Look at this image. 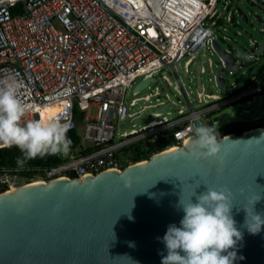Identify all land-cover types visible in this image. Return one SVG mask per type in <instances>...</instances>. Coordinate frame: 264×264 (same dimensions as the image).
Segmentation results:
<instances>
[{"label":"built area","instance_id":"obj_1","mask_svg":"<svg viewBox=\"0 0 264 264\" xmlns=\"http://www.w3.org/2000/svg\"><path fill=\"white\" fill-rule=\"evenodd\" d=\"M248 1L258 7L254 15L264 20V0ZM218 2L0 0V78L16 75L24 81L26 92L22 90L21 98L36 106L25 119L58 117L62 123L69 124L68 133L76 131L79 125L84 128L83 138L74 151L61 154L62 160L56 165L38 168L33 178L22 176L21 168L0 167V192L35 181L82 178L102 170H122L134 163L123 155L124 149L145 140L156 142L168 132L173 142L162 150L178 148L193 137L191 129L196 119L213 126L215 121L209 116L215 111L220 113L222 107L264 98V50L259 52L264 40L250 39L247 58L254 66L262 59L263 64L240 87L233 85L228 94L207 93L201 89L197 91L198 109L191 105L193 111L184 113L173 105L180 114L174 119L152 112L150 114L161 118L151 119L140 129H132L122 133L120 139L116 138L115 120L124 123L130 118V123L135 114L139 116L147 107L130 113L125 104L126 89L137 78L150 77L145 86L148 87L162 67L173 63L176 68V64L188 56L184 62L187 68L197 59L200 50H207L208 45L213 48L216 42L213 33L221 23ZM222 7L227 22L236 24L235 9L225 3ZM223 40L230 39L223 36ZM67 88L73 90L69 97L61 95ZM174 88L180 93L177 84ZM151 95L137 97L131 104L141 98L149 100ZM162 103L158 100L159 105ZM92 106L96 108L95 116L89 115ZM76 109L80 116L76 115ZM242 112L247 113V109ZM231 125L234 124L217 128L219 135L225 136L224 127ZM84 140L92 142L93 146L84 148Z\"/></svg>","mask_w":264,"mask_h":264},{"label":"water","instance_id":"obj_2","mask_svg":"<svg viewBox=\"0 0 264 264\" xmlns=\"http://www.w3.org/2000/svg\"><path fill=\"white\" fill-rule=\"evenodd\" d=\"M238 15L249 22L241 8ZM254 19L264 25L259 15ZM212 50L219 60L214 84L223 88L226 75L238 71L246 61L216 42ZM263 50L264 44L259 52ZM245 55L249 51L245 50ZM194 63L196 90L200 91L204 89L200 80L204 68L198 58ZM167 66L186 111H193L175 66ZM150 79H141L134 91L145 88ZM250 102V108H237L233 114L250 121L264 108V98ZM243 109H247L245 116L240 113ZM152 112L177 114L173 104L164 101ZM200 124L196 119L195 126ZM262 133L264 127H255L223 136L221 152L215 158H197L190 137L178 148L155 152L122 170L35 181L0 192V264H161L167 254L163 237L168 226L179 227L184 215L177 207L179 198L187 202L207 188L232 193V215L243 234L234 264H264V226L256 235L243 226V208L252 209L248 198L261 196L254 211L264 214V140L257 144L254 139ZM192 199L195 202V197Z\"/></svg>","mask_w":264,"mask_h":264},{"label":"clouds","instance_id":"obj_3","mask_svg":"<svg viewBox=\"0 0 264 264\" xmlns=\"http://www.w3.org/2000/svg\"><path fill=\"white\" fill-rule=\"evenodd\" d=\"M22 90L26 92V85L16 75L0 78V146L19 149L22 156L16 163L20 168L37 157L67 155L72 145L67 135L69 124L62 123L58 117L25 119L36 106L21 98ZM72 91L67 88L61 95L69 97ZM191 131L197 158L218 157L224 137L219 135L217 127L200 124L193 126ZM254 139L259 144L264 140V133ZM260 199L261 196L248 198L252 209L243 208V226L251 235L259 233L264 226V214L254 211ZM177 207L184 215L179 227L168 226L163 237L167 254L162 256L161 264H234L235 249L243 234L232 215V193L227 189L207 188L200 195L195 193L187 202L179 198Z\"/></svg>","mask_w":264,"mask_h":264},{"label":"rangeland","instance_id":"obj_4","mask_svg":"<svg viewBox=\"0 0 264 264\" xmlns=\"http://www.w3.org/2000/svg\"><path fill=\"white\" fill-rule=\"evenodd\" d=\"M224 3L232 10L235 9L234 19L236 21V24H230L229 22H227L225 18L226 13L222 7V4ZM236 7H240L244 12L248 14L249 22H245L238 17ZM217 8L221 14V23L219 24V26H217V31H214L213 38L222 48L231 49L236 57L246 61L245 65L242 66L238 71H230L226 75L225 80L227 86L218 88L215 86L213 80L214 73L218 70V68L216 67V65L219 63L218 56L213 52L210 45L207 46V50H200L198 52L197 58L201 61L204 68V72L200 74V80L203 84L204 92L223 94L225 92L229 93L231 90L230 87H232L233 85H235V87H240L249 78V76L255 73L263 64L262 59L261 61L256 62V65L254 66L252 61L245 55V50L250 48V39H257L260 42L264 40V27L258 24L254 19V14L259 11L258 7L251 4L248 0H219ZM55 25L56 27H58V29H60V25L57 22H55ZM223 36L228 37L230 40H223ZM187 58L188 56H185L182 60H180L176 64V68L185 87L191 105H193L195 109H198L199 104L196 102V99L199 97V94L196 90L194 78L195 63L192 62L187 68H185L184 62ZM210 63L211 67L209 66ZM209 77L211 78V80H209ZM140 80L141 77L137 78L136 82L126 89V92L124 94L125 104L128 106L130 113L141 111L143 106L147 107L144 108V111H142L139 116L132 119L127 125H124L123 121H117V119L115 120L117 139H120L121 134L124 132H129L132 129L138 130L141 127L147 125L151 119L161 118L150 114V112L154 110L155 106L158 104V100H156V98L163 97L161 100H163L164 102H171L177 110L180 109L184 113L187 112L182 96L174 88L176 82L169 70V67H162L161 70L157 71L154 74V79L148 87H145L134 94V86ZM168 81H170L171 83L169 84ZM156 92L158 93L156 94ZM147 94H152L149 100H144L143 98H141L131 104L133 99L137 97H143ZM253 102H250V104H246L245 101H241L239 104H233L232 107H222L220 113L218 111H215L209 116L211 120L215 121V124H213V126L221 128L227 123L247 124L250 123V121H252V123H255L256 120L264 118V108L259 113L253 115L250 121L241 120L238 116L233 114L234 110L237 108H250ZM257 110L258 107L252 110V112L255 113ZM241 114L244 116L247 115V113L245 112H242ZM89 115H96L95 106H92L90 108ZM179 115L180 114L170 113L162 114L161 116H166L169 119H174ZM201 119L203 120V117H201ZM204 125L211 126V123H204ZM76 132L82 139L84 132L83 126L79 125L76 129ZM92 146V142L84 140V148L89 149Z\"/></svg>","mask_w":264,"mask_h":264},{"label":"trees","instance_id":"obj_5","mask_svg":"<svg viewBox=\"0 0 264 264\" xmlns=\"http://www.w3.org/2000/svg\"><path fill=\"white\" fill-rule=\"evenodd\" d=\"M76 115L80 116V113L77 109ZM255 127H264V118L260 119L258 123H248L247 126L235 124L226 126L224 127L223 135L240 134ZM67 135L72 141L70 151H74L80 144V137L78 136L76 131L69 132ZM172 142L173 138L171 136V133L168 132L160 136L156 142L145 140L138 142L127 149H124L123 155L129 157L132 162H138L148 159L153 153L161 151L166 146H170ZM21 156L22 153L16 147H0V167L20 168L17 166L16 161L17 158ZM61 160V154L49 155L43 158L37 157L36 159L27 161L24 167L21 168L23 170L20 171V174L27 179L33 178L38 174V168L56 165Z\"/></svg>","mask_w":264,"mask_h":264},{"label":"flooded vegetation","instance_id":"obj_6","mask_svg":"<svg viewBox=\"0 0 264 264\" xmlns=\"http://www.w3.org/2000/svg\"><path fill=\"white\" fill-rule=\"evenodd\" d=\"M235 125H244V126H247V125H248V123H247V124H242V123H235Z\"/></svg>","mask_w":264,"mask_h":264},{"label":"crops","instance_id":"obj_7","mask_svg":"<svg viewBox=\"0 0 264 264\" xmlns=\"http://www.w3.org/2000/svg\"><path fill=\"white\" fill-rule=\"evenodd\" d=\"M234 124V123H233Z\"/></svg>","mask_w":264,"mask_h":264}]
</instances>
